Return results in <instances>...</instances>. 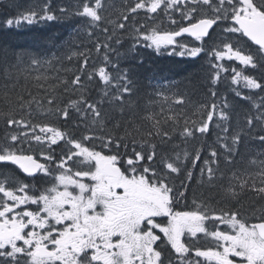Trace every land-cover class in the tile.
I'll list each match as a JSON object with an SVG mask.
<instances>
[{
  "label": "snow or ice",
  "instance_id": "1",
  "mask_svg": "<svg viewBox=\"0 0 264 264\" xmlns=\"http://www.w3.org/2000/svg\"><path fill=\"white\" fill-rule=\"evenodd\" d=\"M103 7L102 0H77L73 14L86 18L90 27H98L104 19ZM139 10L148 14L149 19L163 11L175 27L160 31L153 26L144 31L146 25L134 26L130 54L134 55L140 46L153 48L158 54L161 49L171 48L169 55L191 59L205 54L215 70L211 76L213 84L221 72L229 71L222 62L235 61L240 67L231 68L232 84L264 92V77L258 80L245 74L248 68L264 69V0H135L122 22L109 21L114 24L113 33L102 45H96L98 52L101 48L105 50L104 63L87 76L89 81L99 78L104 85L103 98L111 95L110 102L118 103L121 118L124 95H131L133 82L127 69L121 72L119 64L112 63L108 52L116 50L107 41L115 38L120 45L115 30L124 31L129 16L134 17ZM59 11L68 14L67 8L61 7ZM174 12L180 20L173 17ZM57 19L52 7L44 3L39 10L32 8L15 16L6 13L0 26L12 29ZM103 31L108 33L107 28ZM79 55L84 56L81 67L85 68L87 54ZM42 62L47 61H42L39 55L31 57L33 65ZM109 64L118 76L110 74ZM82 82V75L71 80L73 86L81 89L79 101L70 100L61 106L55 97H49L48 107L41 113L67 121L71 119L70 109H75L85 129L79 138L53 124H33L23 116L16 119L0 113L9 130L26 129L19 133L10 131L5 135L6 143L0 146V165H12L18 170L11 177L4 175L0 179V264H264V208L258 216L247 218L232 208L221 209L219 214L213 210L210 214L204 202L195 209L176 210L177 203L187 199V186L181 183L177 188L172 182V174L179 175L182 170L180 154L173 158L165 152L160 156L159 169L152 167L158 155L154 141L159 137L161 145L167 144L172 139L169 132L162 129L159 120L147 131L133 125L131 119L122 125L121 119L103 114L99 104L88 101ZM63 83L67 85V81ZM109 86L116 90L115 94H110ZM212 95L215 97L216 93L213 91ZM236 95L241 96V92L236 90ZM20 107H25L23 101ZM224 107H228L226 102ZM254 107H264V98ZM216 116L217 105L213 103L206 119L192 121L191 126L186 122L180 135L185 140L196 138L197 133L204 136ZM218 116L221 121L229 119L223 110ZM143 119L152 121L154 117L147 115ZM254 121H264V111L247 117L249 130ZM223 132L226 137L229 129L225 127ZM243 134L241 130L232 135L230 145L221 143L220 147L229 154L228 163H232L231 155L238 150ZM255 138L264 143V135ZM32 142L37 145L40 159ZM24 143L28 144L27 149ZM61 143L64 147L57 154L53 146L60 147ZM184 159H189L188 152L184 153ZM200 159L201 150L197 149L190 162L195 167ZM259 163L258 175L264 184V161ZM212 164H219L215 149L200 169L202 177L207 171L210 184L215 178ZM193 176L188 170L186 179L191 181ZM38 177L41 183H34ZM9 179L14 187L8 186ZM247 187V181L240 182L239 192L235 185H229L224 189L225 201L238 203ZM250 190L264 200V186L253 183ZM220 225H226V229ZM198 234L209 241L207 246H200Z\"/></svg>",
  "mask_w": 264,
  "mask_h": 264
},
{
  "label": "trees",
  "instance_id": "2",
  "mask_svg": "<svg viewBox=\"0 0 264 264\" xmlns=\"http://www.w3.org/2000/svg\"><path fill=\"white\" fill-rule=\"evenodd\" d=\"M44 3L52 7L59 19L32 26L23 24L12 29L0 26V113H6L16 119L23 116L30 119L33 124H53L79 138L85 129L84 122L79 120L75 109H70L71 119L67 121L41 113L47 109L49 97H55L61 106L67 105L70 100L79 101L81 89L73 86L71 80L76 75H82L84 96L89 102L99 104L103 114L115 115L117 119H121L122 125L131 119L133 125L142 126L145 131L152 128L155 120H159L162 129L169 132L172 139L167 144L161 145L159 137L154 141L158 145V155L152 167L159 169L160 156L165 152L173 158L176 153L180 154L182 170L179 175L172 174V182L177 188L181 183L187 186V199L177 203V210L195 209L204 202L210 214L213 210L219 214L221 209L229 208L239 210L241 216L245 218L260 214V209L264 208V200H260L257 193L250 190V186L253 183L257 187L264 186L258 175L261 170L259 162L264 161V143L255 138L264 135V121H254L253 128L249 130L247 117H255L258 111H264V107L260 109L254 107L261 104L264 92L246 89L242 84H232L231 68L240 67L235 61H223L229 71L221 72L219 80L213 84L211 76L215 70L205 54L197 59H191L158 54L151 48L142 46L136 48L134 55L130 54L128 50L133 44L130 35L134 26L146 25L144 31L150 30L153 26L160 31L172 30L175 27L163 11L152 14L155 18L149 19L148 14L139 10L134 17L129 16L124 31L115 30L116 37L122 42L120 45L116 44L115 38L107 41L116 50L108 52L112 63H118L121 72L127 69L128 77L133 82L131 95H124V116L121 118L118 103L110 102L111 95L103 98L104 85L99 82V78L89 81L87 76L104 63L105 50L101 48L98 52L96 45L97 43L102 45L107 36L113 33L114 24L109 21L122 22L123 15L128 14L127 8L134 6L135 0H102L104 7L101 15L104 19L98 27H90L86 18L73 14L77 0H0V22L6 18V13L15 16L18 12L32 8L39 10ZM61 7L67 8L68 14H61L59 11ZM172 15L176 20H180L179 14L174 12ZM104 28L108 29L107 34L103 31ZM89 32L92 34L89 35ZM117 52L121 54L119 57ZM79 53L87 54L88 64L85 68L81 67L84 56ZM36 55L47 62L33 65L31 57ZM107 70L114 77L119 75L110 64ZM245 74L260 80L264 77V69L248 68ZM64 81H67V85L63 83ZM107 90L110 94H115L116 91L111 86ZM236 90L241 92V96L236 95ZM213 91L216 93L215 97L212 95ZM242 96H251L252 99H242ZM21 98L25 105L23 109L20 107ZM102 99L103 103L100 104ZM178 99H182L183 103H177ZM225 102L227 108L224 107ZM213 103L217 105V116L210 125V131L204 136L197 133L196 138L189 137L185 140L180 135L185 123L191 126L192 121L206 119V113L211 110ZM221 110L228 115V120H219L218 113ZM28 112H31L30 117ZM147 115H152L154 120H144ZM90 120L91 116L89 122ZM225 127L229 129L226 137L223 132ZM241 130L244 134L241 136L238 150L231 155L232 163H228L229 154L220 145L225 142L230 145L232 135L240 133ZM10 131L19 133L26 129L14 127L9 130L4 118L0 117V146L6 143L5 135ZM218 137L225 139L218 140ZM23 147L27 149L28 144L24 143ZM62 147L64 145L61 143L60 147L53 148L58 154ZM197 149L201 150V159L194 167L190 161ZM213 149L219 153V164L211 165L215 170V178L210 184L207 171L205 170L202 177L200 169L204 167V161L210 159V152ZM185 152L189 153L187 161L184 159ZM36 156L40 159L37 154ZM253 160L256 163H252ZM147 163L145 161V165ZM188 170L194 173L191 181L186 179ZM17 171L11 165H0V179H3L4 175L11 177L12 173ZM39 181L40 177L34 183L39 184ZM241 181H247L249 187L240 194L239 202L225 201L224 189L229 185H235L239 192ZM27 182L33 183L31 180ZM8 186H15L11 179ZM221 227L226 229V225Z\"/></svg>",
  "mask_w": 264,
  "mask_h": 264
},
{
  "label": "rangeland",
  "instance_id": "3",
  "mask_svg": "<svg viewBox=\"0 0 264 264\" xmlns=\"http://www.w3.org/2000/svg\"><path fill=\"white\" fill-rule=\"evenodd\" d=\"M178 14V13H176ZM178 39H181V38H178ZM189 39V38H188ZM190 40V39H189ZM152 50H154L153 48H151ZM172 49L171 48H168V49H161V52L159 54H168ZM155 51V50H154ZM156 52V51H155ZM157 53V52H156ZM169 55V54H168ZM176 56V55H175ZM180 57V56H178ZM185 58H188V57H185ZM227 61V60H225ZM223 63V62H222ZM237 63V62H236ZM233 68V66H232ZM232 72V71H231ZM37 132H38V129H37ZM33 143V147L34 149H37L36 151V154L39 156V151H38V148H37V145L35 144V142H32ZM54 147V146H53ZM40 157V156H39ZM39 183H41V181H39ZM0 197H2V193H0ZM34 207V206H33ZM222 225H220V228H221ZM213 227V225H212ZM222 229V228H221ZM198 236L200 237V245H202L203 243V246H207V244L209 243L208 240H206L203 236V234H198Z\"/></svg>",
  "mask_w": 264,
  "mask_h": 264
},
{
  "label": "flooded vegetation",
  "instance_id": "4",
  "mask_svg": "<svg viewBox=\"0 0 264 264\" xmlns=\"http://www.w3.org/2000/svg\"><path fill=\"white\" fill-rule=\"evenodd\" d=\"M176 210H177V209H176ZM207 226H208L210 229H211V228H213L211 223H208V225H207ZM221 228H222V227H221ZM222 229H223V228H222ZM200 246H202V247H203V243H202V245H200Z\"/></svg>",
  "mask_w": 264,
  "mask_h": 264
},
{
  "label": "water",
  "instance_id": "5",
  "mask_svg": "<svg viewBox=\"0 0 264 264\" xmlns=\"http://www.w3.org/2000/svg\"><path fill=\"white\" fill-rule=\"evenodd\" d=\"M15 167V166H14Z\"/></svg>",
  "mask_w": 264,
  "mask_h": 264
}]
</instances>
